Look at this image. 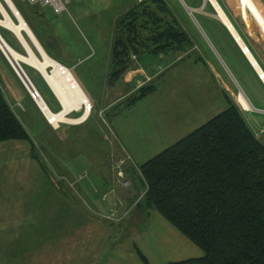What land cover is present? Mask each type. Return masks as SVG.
I'll return each instance as SVG.
<instances>
[{
	"label": "crops",
	"instance_id": "crops-1",
	"mask_svg": "<svg viewBox=\"0 0 264 264\" xmlns=\"http://www.w3.org/2000/svg\"><path fill=\"white\" fill-rule=\"evenodd\" d=\"M182 1L191 8V14L180 0H165L186 32L189 44L179 52L131 58V68L120 80L129 89L122 91L121 95H126L155 78L157 87L152 94L158 92L164 84L163 81L158 84L160 76L165 72L168 73L179 61H183L181 86L178 84L175 72L173 76H168L166 83L167 90H172L173 87L175 90L181 89L182 110L189 118L184 123L195 118L212 117L232 102L240 110L254 134L263 129L257 138L264 142V31L262 27L251 17L249 11V14L241 11L244 6L241 0ZM252 2L264 20V0H252ZM36 10L37 8H34L32 13L35 18L31 16L32 14L28 15L30 18H27L18 10L16 11L23 18L25 26L31 30L36 44L46 56L70 71V68L78 62L76 57H73L68 49L59 51V39L55 27L46 16L42 15L40 8ZM8 16L11 23L18 25L17 17L14 22L9 14ZM3 21L5 19L1 17L0 27L10 35L8 36L10 40H7L0 34L4 45L16 54L28 56L23 42L13 30L2 23ZM262 26L264 27V23ZM21 36L27 40L25 42L32 52L35 50L41 56L23 31ZM242 47H245L247 51L243 52ZM1 49L0 89L18 118L27 119L25 114L29 111V104L33 103L35 106L37 104ZM18 64L23 68L24 74L39 95L40 87L48 90L49 86L38 68L23 61H19ZM106 74L107 72L99 77L98 87L92 88L89 85L87 77L92 75L90 73L83 77L87 89L78 84L89 103L92 102L91 100H96L97 93L101 91L106 103H96L99 111L111 107L120 98L118 91L112 92V89L116 90L115 87L120 81L109 85L106 82ZM112 95L114 96L110 97ZM22 96L26 98V104L23 103L26 107L18 100ZM40 97L42 98L41 95ZM16 106L22 109L18 111ZM60 109L59 106L58 111L55 112H59ZM180 125L167 118L166 122L156 127L177 131ZM0 148H10V150L0 149V160L3 159L4 162L10 157L27 161H31L32 158L37 161L32 154L31 144L27 141H2ZM8 151H11L10 156L6 153ZM7 167L6 164L0 168L6 172ZM12 170L19 176L0 182V264H101L97 260L98 253L112 235L109 227H107L106 236L102 228V236L100 240H96L95 222L98 225L104 223L100 213L63 211L61 194L62 189L66 187L63 181L71 187L76 183L68 181L65 177H60V180L49 178L45 168L38 163L19 164ZM68 170L67 172L70 171ZM24 173H39L40 179L43 177L50 183L47 185L45 181V187L35 188L33 186L35 181L26 180L22 175ZM123 218L121 214L116 221H122ZM121 236L120 233L114 236L117 244Z\"/></svg>",
	"mask_w": 264,
	"mask_h": 264
},
{
	"label": "rangeland",
	"instance_id": "rangeland-1",
	"mask_svg": "<svg viewBox=\"0 0 264 264\" xmlns=\"http://www.w3.org/2000/svg\"><path fill=\"white\" fill-rule=\"evenodd\" d=\"M132 2L69 0L65 4V10L56 14L51 6L13 0L16 9L19 8L25 17L30 18L28 15L34 13V8H40L42 15L52 23L59 39V51L68 49L78 61L70 71L84 89H87L83 81L86 74H92L87 77L88 83L95 88L98 87L99 77L109 71L110 44L116 17L126 11L124 9ZM6 11L15 22L13 14L7 8ZM31 16L35 18L33 14ZM0 34L10 40V35L1 27ZM33 52L38 59L41 58L35 50ZM182 68L183 61H179L168 73L158 77V84L164 82L158 92L151 93L152 95L130 107H125L122 102L131 92L121 95L122 91L129 89L121 81L115 87L116 90L112 89L113 93L119 92L120 98L104 111L96 108V103H106L99 90L96 100L90 102L93 107L91 105L88 118L78 125L60 123L55 129L48 124L37 105L30 103V112L25 114L27 119L22 117L23 120H20L27 129L39 160L31 158V161H27L12 157L5 162L0 160V167L8 165L6 172L0 168V182L19 176L12 170L14 166L37 163L45 168L49 178L60 180V177H65L68 181L75 182L71 187L63 181L66 186L61 194L63 211L99 212L104 225L101 224V227L95 222L96 240H100L102 228L105 230V236L107 227L112 235L100 249L98 263L143 264L135 253V246L148 258L150 264H166L203 255L200 248L140 199L143 184L139 166L211 118L205 116L184 123L189 118L182 110L181 89L175 90L173 87L172 90H167L166 83L168 76H173L175 72L181 86ZM46 72H50V69L47 68ZM49 88L44 90L40 87V95L51 112L57 113L55 111H58L60 103ZM22 98L19 97L18 100L26 104V98ZM21 109L22 107L16 106V110ZM82 112L83 107L68 113L66 117L76 118ZM167 118L181 124L177 131L156 127L166 122ZM6 153L10 156L11 151ZM67 169L70 171L67 172ZM22 175L26 180L35 181V188L42 189L41 186L45 187V183H50L43 177L40 179L39 173ZM121 214L124 218L117 222ZM118 233L122 236L117 244L114 236Z\"/></svg>",
	"mask_w": 264,
	"mask_h": 264
},
{
	"label": "trees",
	"instance_id": "trees-1",
	"mask_svg": "<svg viewBox=\"0 0 264 264\" xmlns=\"http://www.w3.org/2000/svg\"><path fill=\"white\" fill-rule=\"evenodd\" d=\"M132 1L115 20L109 85L122 80L132 55L179 52L189 44L165 0ZM155 89L156 78L122 102L130 107ZM8 140L29 142L39 160L25 126L0 89V142ZM139 172L143 203L203 252L166 264H264V142L232 102L144 161ZM134 250L143 264H150L138 247Z\"/></svg>",
	"mask_w": 264,
	"mask_h": 264
},
{
	"label": "bare ground",
	"instance_id": "bare-ground-1",
	"mask_svg": "<svg viewBox=\"0 0 264 264\" xmlns=\"http://www.w3.org/2000/svg\"><path fill=\"white\" fill-rule=\"evenodd\" d=\"M7 1L10 5L9 9L11 13L13 15H17L15 16V18L17 17L19 21H18V25L15 26L13 23H11L7 11L4 8H0L4 16V19H5V21H3L2 23L8 26L11 30H13L16 33V35L20 38V40L23 42V44L26 47L28 56L23 57L13 52L10 48L4 45V42L1 40V38H0V46H1L0 48L3 49L5 53L4 55L8 59V61L11 60L12 63L16 62V64H18L19 61H23V62H26L38 68L44 80L47 82V84L50 86V88L55 93L60 103V106H61V110L59 112L57 113L51 112V110L47 107V105L44 103V101L38 94L39 97L38 96L35 97L34 101L36 102L39 110L41 111L43 116L46 118V120L51 124V126L54 127L55 129L58 128L60 123H66V124L72 125V124H79L85 121L89 116L90 106L88 105L89 102L86 99L85 95L83 94L78 83L75 81L74 77L72 76V74L70 73L68 69L64 68L59 63H56V61H53L52 59L46 56V54L42 51L40 46L36 44L37 43L36 40L34 39L32 34L29 32L28 27L25 26L24 21L21 19L18 11L14 9L15 7L11 3V1L10 0H7ZM241 2L246 7L245 8L243 6L241 11L244 14H249L248 13L249 11L251 14V17L254 18L255 21H257L260 24V26L262 27L264 31V27L262 26L264 23V20L262 16L260 15L257 7L252 2V0H241ZM21 31L26 33L25 35H27L29 39L32 41V43L35 45V47L37 48V50L39 51L41 55V59H38L34 55L32 50L29 48V46L25 42L26 39L24 40L23 37L21 36ZM47 68L50 69V72H46ZM87 105L88 107L84 108V106H87ZM82 107H83V112L80 116L76 118L66 117L68 113L72 111H78Z\"/></svg>",
	"mask_w": 264,
	"mask_h": 264
},
{
	"label": "built area",
	"instance_id": "built-area-1",
	"mask_svg": "<svg viewBox=\"0 0 264 264\" xmlns=\"http://www.w3.org/2000/svg\"><path fill=\"white\" fill-rule=\"evenodd\" d=\"M10 1L13 4V6L15 7V5L13 3V0H10ZM21 1H25V2H27L29 4H34V5L38 4V5H41V6H51L54 13L60 14L61 12H63L65 10V4L69 0H21ZM135 1L136 2H140L141 0H135ZM0 8H4L5 10H6V8H10V5H9L8 1L7 0H0ZM0 16L1 17L3 16L1 10H0ZM2 18L4 19V16ZM242 51L246 52L247 49L245 47H242ZM132 58H135V56L133 55ZM260 76L262 77L263 74L261 73ZM28 92H29V95L31 96V98H33V99H35V97L38 96V92L36 90H35V92H36L35 94H34V92H31V91H28ZM88 102H89V100H88ZM88 105L84 106V108L88 107ZM89 106H90L89 107V111H90L91 110V105H89ZM48 124H50V123L48 122ZM262 130L263 129H260L259 131H256L255 132V136L258 137L259 134L262 132Z\"/></svg>",
	"mask_w": 264,
	"mask_h": 264
},
{
	"label": "water",
	"instance_id": "water-1",
	"mask_svg": "<svg viewBox=\"0 0 264 264\" xmlns=\"http://www.w3.org/2000/svg\"><path fill=\"white\" fill-rule=\"evenodd\" d=\"M181 1V3L184 5V7L188 10V12L191 14V8L190 7H188V6H186L185 4H184V2L182 1V0H180ZM8 10L10 11V9L8 8ZM17 10V9H16ZM11 12V11H10ZM3 17V16H2ZM21 17V16H20ZM21 19H23L22 17H21ZM24 24H26L25 23V21H24ZM29 29V28H28ZM29 32L31 33V30L29 29ZM26 34V33H25ZM32 34V33H31ZM33 36V35H32ZM34 37V36H33ZM0 38L1 39H3L1 36H0ZM6 43V42H5ZM9 62L11 63V65H12V67H13V69H14V71H16V74L18 75V77L20 78V80L22 81V83L25 85V87L27 88V90L28 91H31V92H34V94L36 93L35 92V89H34V87H33V85H32V83L29 81V79H28V77L24 74V71L21 69V67L18 65V64H16V62L15 63H12V61L11 60H9ZM57 63V62H56ZM62 66V65H61ZM26 80H24V79ZM37 97V96H36ZM39 97V96H38Z\"/></svg>",
	"mask_w": 264,
	"mask_h": 264
}]
</instances>
